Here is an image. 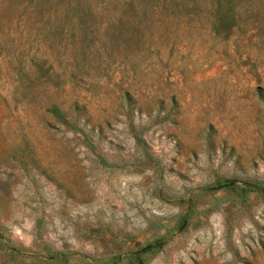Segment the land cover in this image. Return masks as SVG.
<instances>
[{
	"label": "rangeland",
	"instance_id": "374dc122",
	"mask_svg": "<svg viewBox=\"0 0 264 264\" xmlns=\"http://www.w3.org/2000/svg\"><path fill=\"white\" fill-rule=\"evenodd\" d=\"M0 264H264V0H0Z\"/></svg>",
	"mask_w": 264,
	"mask_h": 264
}]
</instances>
